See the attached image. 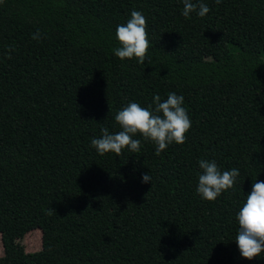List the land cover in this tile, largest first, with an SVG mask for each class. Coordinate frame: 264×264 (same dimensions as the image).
<instances>
[{"label": "trees", "instance_id": "obj_1", "mask_svg": "<svg viewBox=\"0 0 264 264\" xmlns=\"http://www.w3.org/2000/svg\"><path fill=\"white\" fill-rule=\"evenodd\" d=\"M203 3L208 14L185 18L182 0L0 2V264H264L235 241L264 181V0ZM132 10L146 17L151 64L114 54ZM170 92L191 119L183 144L156 155L137 134L138 153L91 146L122 130L128 103ZM200 159L239 169L215 200L196 192ZM35 228L41 249L25 252Z\"/></svg>", "mask_w": 264, "mask_h": 264}, {"label": "clouds", "instance_id": "obj_2", "mask_svg": "<svg viewBox=\"0 0 264 264\" xmlns=\"http://www.w3.org/2000/svg\"><path fill=\"white\" fill-rule=\"evenodd\" d=\"M182 2L184 5L182 15L185 18H190L193 12L204 17L210 11L203 0L198 2L182 0ZM215 2L220 4L222 0ZM146 28L147 21L143 13L132 10L127 23L120 24L116 28L115 35L121 46L113 50L115 56L121 60L136 58L142 65L146 61L151 64L147 55L149 40ZM32 38H41L39 29ZM13 50L9 47V58ZM183 104L184 97L175 92H170L163 101L159 94H155L152 104L147 107H142L137 102H130L115 115V120L122 130L110 133L108 128H103L102 136L92 138L91 146L100 155L114 152L116 156H120L124 148L138 153L141 141L133 137L141 134L145 140L154 142L156 155H160L173 142L183 144L186 140L185 134L191 128V119ZM199 167L202 173L198 176L196 192L203 199L210 201L232 188L240 174L237 168L221 172L215 160L200 159ZM150 181L152 183L150 173H144L142 182ZM48 214H53L52 209L48 210ZM237 220L239 228L235 241L242 257L251 260L260 256L264 253V181H253L252 190L247 193L246 201L237 213Z\"/></svg>", "mask_w": 264, "mask_h": 264}, {"label": "rangeland", "instance_id": "obj_3", "mask_svg": "<svg viewBox=\"0 0 264 264\" xmlns=\"http://www.w3.org/2000/svg\"><path fill=\"white\" fill-rule=\"evenodd\" d=\"M193 146H196L199 143V137H194L191 141ZM21 248L25 252H33L41 249V230L35 228L29 232H27L20 240H19ZM3 245L1 241L0 235V257L3 255Z\"/></svg>", "mask_w": 264, "mask_h": 264}]
</instances>
